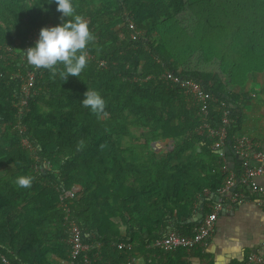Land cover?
Returning a JSON list of instances; mask_svg holds the SVG:
<instances>
[{
	"label": "trees",
	"instance_id": "1",
	"mask_svg": "<svg viewBox=\"0 0 264 264\" xmlns=\"http://www.w3.org/2000/svg\"><path fill=\"white\" fill-rule=\"evenodd\" d=\"M71 2L94 38L83 50L85 68L64 80L62 64L53 74L22 56L41 27L61 23L54 0H0V254L8 264H57L67 255L65 191L82 240L98 243L94 264H119L120 242L133 244L129 254H144L146 243L170 232L167 223L188 233L198 223L181 218L205 189L217 191L225 173L214 138L197 129L199 102L161 74L171 71L210 94L206 122L224 126L236 156L244 96L233 87L264 68V0ZM129 19L140 36H130ZM29 71L34 83L19 111ZM86 89L104 98L103 113L81 104ZM20 175L33 177L30 187L17 186Z\"/></svg>",
	"mask_w": 264,
	"mask_h": 264
},
{
	"label": "built area",
	"instance_id": "2",
	"mask_svg": "<svg viewBox=\"0 0 264 264\" xmlns=\"http://www.w3.org/2000/svg\"><path fill=\"white\" fill-rule=\"evenodd\" d=\"M127 24L131 30L130 36L132 38L140 36L142 30L137 29L132 20L129 19ZM100 65H104V62H100ZM161 77L165 79L170 78L172 81L178 83L186 95L200 104L199 115L201 117V124H199L197 129L200 133L205 131L208 136L214 138L215 143L212 147L218 151L219 157L222 159L221 169L225 173L224 181L217 189L218 194L221 196L220 201L226 200L235 204H243L254 201L259 207H261L264 213V186L260 185L256 180L259 175L264 173V166L262 164L264 152L261 150L256 152L252 151L253 143L250 141L251 139L245 134H235L232 147L235 151V155L240 157V172L236 174L234 171L230 170L225 159V128L224 126L213 128L206 122V119L208 118V101L211 100L210 94L204 91L198 83L191 80L181 79V77L174 75L171 71L163 72ZM22 80V96L19 103L16 104V106L19 107V111H21L22 106L26 104L30 95V91L34 83V73L29 71L25 77H22ZM227 113V110L223 111L221 116V121L223 123L229 122ZM16 128L19 134H22L25 131V127L19 124ZM21 143L25 148L31 147L30 142L26 137L21 139ZM35 159H37V157H35ZM253 160H256V162H253ZM45 167H48L47 164H45ZM237 185L248 187L250 197L241 189H236ZM63 196H72V192L65 191L60 196V206L64 212L63 222L67 233L64 241L69 249L67 255L60 260V263L94 264L101 261V255L98 250L93 252V254H89L90 251L94 249V244H89L82 240L81 228L76 219L71 216L70 207L63 201ZM220 207L221 205L216 204L210 213L204 215L201 221L191 228L189 234H183L178 231H170L159 238L153 239L151 242L146 244V249H148V251L145 252L146 256H141L138 251H134L132 254H129L127 250L132 249V244L129 242L118 243L117 248L124 251L125 256L119 264H141L144 260H146V262H150L152 258L151 256H155L156 251L174 252L178 249H200L203 251L214 229L216 214ZM0 260L8 264L6 258L1 254ZM101 264L109 263L102 261ZM241 264H264V258L257 252H249Z\"/></svg>",
	"mask_w": 264,
	"mask_h": 264
},
{
	"label": "crops",
	"instance_id": "3",
	"mask_svg": "<svg viewBox=\"0 0 264 264\" xmlns=\"http://www.w3.org/2000/svg\"><path fill=\"white\" fill-rule=\"evenodd\" d=\"M233 89L237 94L244 96L241 95L244 101L237 134H245L251 139L252 151L264 152V68L259 73L247 74L244 82ZM164 151H167V147H164ZM225 159L228 168L237 173L236 171L240 169V157L233 155L232 159L229 156ZM262 164L264 166V159ZM256 180L264 186V173ZM237 188L250 197L248 187L239 186ZM220 199L221 196L217 191L211 192L205 189L203 195L192 205L190 215L180 220V224L183 225L199 223L202 218L197 221L193 220L194 214L199 209L204 216L210 213L216 204L221 205L216 214L214 229L203 251L200 249H178L174 252L156 251L155 256H151L150 262L144 260L141 264H241L249 252H257L264 258V213L261 207L254 201L235 204L226 200L220 201ZM205 207L210 212L205 213ZM169 227L170 223H167L166 229L174 231ZM192 227L190 226L189 232L185 234H189ZM126 229L125 226L120 228L122 235L126 233ZM93 244L94 249L97 250L98 243ZM162 253L167 255L164 256ZM140 255L145 256V253ZM61 259H58L57 264H63L60 263Z\"/></svg>",
	"mask_w": 264,
	"mask_h": 264
},
{
	"label": "clouds",
	"instance_id": "4",
	"mask_svg": "<svg viewBox=\"0 0 264 264\" xmlns=\"http://www.w3.org/2000/svg\"><path fill=\"white\" fill-rule=\"evenodd\" d=\"M54 2L56 10L61 13V23L41 27L34 44L23 50L22 56L28 64L48 69L53 74L57 72V65L62 64L63 70L59 75L66 80L69 75L78 77L85 68L87 58L83 50L94 37L87 21L75 14L71 0ZM81 104L93 113H103L105 110L104 98L94 89H86ZM32 180V176L20 175L15 178V183L19 187L28 188Z\"/></svg>",
	"mask_w": 264,
	"mask_h": 264
},
{
	"label": "water",
	"instance_id": "5",
	"mask_svg": "<svg viewBox=\"0 0 264 264\" xmlns=\"http://www.w3.org/2000/svg\"><path fill=\"white\" fill-rule=\"evenodd\" d=\"M225 151L227 152V156L230 157V159H232L233 155L232 153L228 152V147H224ZM203 217V212L200 211V209L194 214L193 216V220L197 221L200 220Z\"/></svg>",
	"mask_w": 264,
	"mask_h": 264
},
{
	"label": "rangeland",
	"instance_id": "6",
	"mask_svg": "<svg viewBox=\"0 0 264 264\" xmlns=\"http://www.w3.org/2000/svg\"><path fill=\"white\" fill-rule=\"evenodd\" d=\"M180 17H181V16H180ZM132 132L137 133V131L134 130V129H132ZM124 142H127V140L125 139Z\"/></svg>",
	"mask_w": 264,
	"mask_h": 264
}]
</instances>
